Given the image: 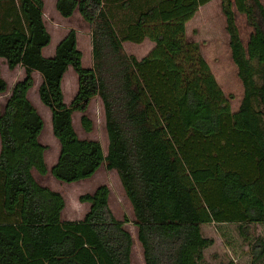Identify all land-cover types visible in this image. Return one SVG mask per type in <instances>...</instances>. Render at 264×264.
Listing matches in <instances>:
<instances>
[{
  "label": "trees",
  "instance_id": "trees-1",
  "mask_svg": "<svg viewBox=\"0 0 264 264\" xmlns=\"http://www.w3.org/2000/svg\"><path fill=\"white\" fill-rule=\"evenodd\" d=\"M211 0H56L63 18L76 12L90 26L92 65L85 67L70 28L50 57L43 0H0V60L24 77L0 103V264H131L132 237L108 206L100 185L80 196L89 204L81 220H63L60 193L40 185L33 171L59 182L114 170L132 208L144 264H200L213 245L201 225L264 223V6L260 0H221L231 59L243 86L234 111L203 57L188 40L186 23ZM252 27L244 45L235 13ZM154 43L137 59L123 42ZM71 68L77 90L64 100ZM50 109L59 144L48 168L39 136L44 122L28 99L32 74ZM8 90L2 77L0 95ZM101 99L107 134L104 150L81 139L73 113ZM264 256V237L251 245Z\"/></svg>",
  "mask_w": 264,
  "mask_h": 264
},
{
  "label": "rangeland",
  "instance_id": "rangeland-1",
  "mask_svg": "<svg viewBox=\"0 0 264 264\" xmlns=\"http://www.w3.org/2000/svg\"><path fill=\"white\" fill-rule=\"evenodd\" d=\"M56 0H43L44 21L47 30L51 34L50 44L44 48L43 55H53L54 46L73 28L77 35V46L82 52V63L85 67L92 65L90 26L82 20L76 12L70 18L61 17L55 10ZM264 6V0H260ZM235 22L239 36L245 45L252 27L246 22L243 14L235 13ZM186 36L188 40L197 42L200 45L201 53L226 96H230L231 108L236 111L243 95V86L237 75V68L231 59L229 47V34L226 30V19L221 10V0H211L201 6L196 14L186 23ZM154 47V43L148 39L136 44L123 42V49L128 55L137 59L146 56ZM1 61V73L7 82L8 90L0 95V103L4 104L10 94V89L18 80L24 77V68L17 66L9 69L3 59ZM33 86L28 92V99L36 108L43 119L44 126L39 136L40 142L45 146L44 157L48 168L57 160L59 144L52 133L51 112L39 99L38 87L41 77L37 72L32 74ZM64 100L67 104L72 101L77 90V77L74 71L69 68L62 81ZM91 122L89 130H85L81 122L83 113L74 112L73 126L81 139L96 140L101 143L106 151L108 140L105 129V118L101 99L93 98L85 113ZM35 180L60 193L64 199L65 207L62 211L63 220H81L89 209V204L80 201V196L92 193L100 185H106L109 190L108 206L110 212L116 219L129 221L124 227L132 237L131 264H144L142 248L137 240V229L132 223L133 214L129 200L127 199L119 177L114 170H107L102 165L91 177L71 182H59L47 172L44 175L33 171ZM246 236L239 232L238 223H207L201 225V232L204 237L213 239L214 243L203 251V258L200 264H264L263 258L255 259L251 251L252 243L264 237V224H246ZM251 260H254L253 262Z\"/></svg>",
  "mask_w": 264,
  "mask_h": 264
},
{
  "label": "crops",
  "instance_id": "crops-1",
  "mask_svg": "<svg viewBox=\"0 0 264 264\" xmlns=\"http://www.w3.org/2000/svg\"><path fill=\"white\" fill-rule=\"evenodd\" d=\"M60 40H61V39H60ZM60 40H59V41H60ZM59 41H58V42H59ZM58 42H57V43H58ZM55 46H56V45H55ZM55 46H54V49H55ZM54 49H53V53H54ZM43 50H44V49H43ZM261 224H264V223H261ZM261 224H259V225H261ZM261 258H263V257H260V258H258V259H261ZM255 259H256V258H255ZM251 261L253 262L254 260H251Z\"/></svg>",
  "mask_w": 264,
  "mask_h": 264
}]
</instances>
